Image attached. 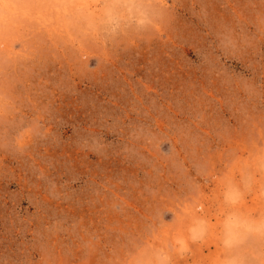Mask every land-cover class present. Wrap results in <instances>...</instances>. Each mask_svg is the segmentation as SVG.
<instances>
[{"label":"rangeland","instance_id":"1","mask_svg":"<svg viewBox=\"0 0 264 264\" xmlns=\"http://www.w3.org/2000/svg\"><path fill=\"white\" fill-rule=\"evenodd\" d=\"M0 264H264V0H0Z\"/></svg>","mask_w":264,"mask_h":264}]
</instances>
